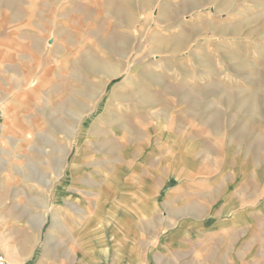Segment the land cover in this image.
I'll return each instance as SVG.
<instances>
[{"label":"rangeland","instance_id":"374dc122","mask_svg":"<svg viewBox=\"0 0 264 264\" xmlns=\"http://www.w3.org/2000/svg\"><path fill=\"white\" fill-rule=\"evenodd\" d=\"M0 250L264 264V0H0Z\"/></svg>","mask_w":264,"mask_h":264},{"label":"bare ground","instance_id":"6f19581e","mask_svg":"<svg viewBox=\"0 0 264 264\" xmlns=\"http://www.w3.org/2000/svg\"><path fill=\"white\" fill-rule=\"evenodd\" d=\"M130 65V64H129ZM101 68H102V70H104V73L106 74L105 76H106V80H105V83H104V85H103V88H102V90L104 89H106V87H107V84H108V82H109V80L111 79V77H116V76H120V75H122L123 74V70H120V69H118V68H114V67H104L103 66V63H102V61H101ZM130 71H131V69H126V72H127V74H129L130 73ZM200 80V79H199ZM33 84V82L30 80V79H26V80H23V82L22 83H20V87L19 88H21L22 89V91H21V93H19L18 92V94H17V96L16 97H18V95H26V94H28V92H31L28 88H29V86H31ZM109 85V84H108ZM116 86V85H115ZM114 86V87H115ZM15 97V98H16ZM17 99V98H16ZM7 107V108H6ZM4 109H5V111H8V106H6ZM12 110V109H11ZM10 112V111H9ZM9 114V113H8ZM8 114H4V116L6 117V119H7V116H8ZM11 115V114H10ZM110 114H108V116H109ZM79 118H82V114H80L79 115ZM7 124V120L4 122V124L2 125V127H4L5 125ZM77 131V130H76ZM111 134L110 135V137H108V138H111V139H113V137H114V134H113V132L111 133V131H106L105 132V134ZM75 134V133H74ZM26 135V134H25ZM76 138V137H75ZM75 138H73L71 141H70V143H68L67 145H66V149L64 150V152H65V154H64V156L62 157V161H63V163H61V165H59V168L56 170V177H60L61 175H62V173H63V169H65L64 167H65V163L67 162V160H68V157H69V154H70V151L73 149V147H74V145L76 144V146L79 144V141L78 140H76ZM93 139L92 138H88L87 140H86V142H88V144H90L91 143V141H92ZM106 140H108V139H106ZM61 158V157H60ZM55 177V178H56ZM52 181V180H51ZM72 204V203H71ZM75 205H73L72 204V208L74 209V211H76L77 213L78 212H82V213H86V216H80L79 218H85L86 219V221L87 222H89V223H92V222H94L96 219H101L102 218V216H101V214L100 213H98V211H94V209H92V210H86L85 208H83L81 205H79V204H77V203H74ZM45 205H47V204H45ZM89 209V208H88ZM91 209V208H90ZM109 216H110V211H107L106 212ZM109 218V217H108ZM97 223V222H96ZM88 228V227H87ZM37 241V240H36ZM32 252V251H31ZM24 260H26V258H24Z\"/></svg>","mask_w":264,"mask_h":264},{"label":"built area","instance_id":"2783aa9c","mask_svg":"<svg viewBox=\"0 0 264 264\" xmlns=\"http://www.w3.org/2000/svg\"><path fill=\"white\" fill-rule=\"evenodd\" d=\"M0 264H9L6 255L0 250Z\"/></svg>","mask_w":264,"mask_h":264}]
</instances>
